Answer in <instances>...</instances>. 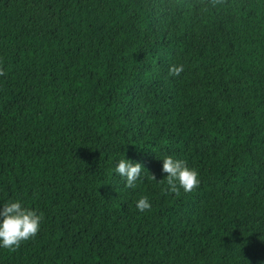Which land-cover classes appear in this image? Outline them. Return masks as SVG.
Instances as JSON below:
<instances>
[{
  "label": "trees",
  "instance_id": "trees-1",
  "mask_svg": "<svg viewBox=\"0 0 264 264\" xmlns=\"http://www.w3.org/2000/svg\"><path fill=\"white\" fill-rule=\"evenodd\" d=\"M165 155L192 191H161ZM10 198L42 220L0 264H264V0H0Z\"/></svg>",
  "mask_w": 264,
  "mask_h": 264
},
{
  "label": "clouds",
  "instance_id": "clouds-1",
  "mask_svg": "<svg viewBox=\"0 0 264 264\" xmlns=\"http://www.w3.org/2000/svg\"><path fill=\"white\" fill-rule=\"evenodd\" d=\"M182 71V65L169 67L170 76H179ZM161 159V172L164 174L163 179L158 181H162L164 185L161 191L190 192L200 183L197 170L189 167L184 160L173 155H165ZM112 173L124 180L126 188L136 189L138 183L146 179L141 163L133 162L126 156L115 161ZM147 179H155V177L151 175ZM135 208L138 212L150 210L149 198L140 196L135 201ZM41 220L42 216L35 209L27 207L20 199L10 198L0 202V248L12 249L19 246L22 241L35 236L39 231Z\"/></svg>",
  "mask_w": 264,
  "mask_h": 264
}]
</instances>
